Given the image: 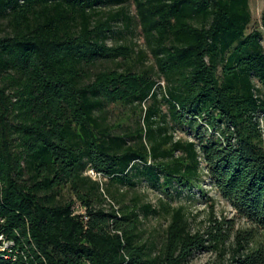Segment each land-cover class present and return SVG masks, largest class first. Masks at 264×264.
Wrapping results in <instances>:
<instances>
[{
    "label": "trees",
    "instance_id": "16d2710c",
    "mask_svg": "<svg viewBox=\"0 0 264 264\" xmlns=\"http://www.w3.org/2000/svg\"><path fill=\"white\" fill-rule=\"evenodd\" d=\"M129 3L154 67L100 69L135 55L108 45ZM253 21L250 0H0V264H187L231 238V264H264V10ZM111 105L135 126L110 124ZM88 172L114 199L139 183L205 197L207 179L250 230L192 233L167 206L160 245L142 241L137 211H158L106 209Z\"/></svg>",
    "mask_w": 264,
    "mask_h": 264
},
{
    "label": "rangeland",
    "instance_id": "374dc122",
    "mask_svg": "<svg viewBox=\"0 0 264 264\" xmlns=\"http://www.w3.org/2000/svg\"><path fill=\"white\" fill-rule=\"evenodd\" d=\"M125 8L127 9L129 15L133 18L130 27L127 28V24L122 22L116 24V29L119 34L109 39L108 45H124L132 48L135 55L133 59L129 61L119 58L115 61L105 62L100 66V69L119 70L121 72L131 66L135 72L150 70V68L154 67V61L146 48L141 29L135 19V7L132 3H129ZM118 9L119 7L113 8L115 11ZM250 9L254 20L253 25L258 26L264 10V0H250ZM141 52H145L143 58H140ZM153 72H156V68H154ZM154 78L157 80V84L160 86L161 90H163L162 93H164L166 83L156 73ZM151 103V101L145 103L142 107L143 110H146ZM158 105L161 112L163 114H167L168 107L165 103L161 101ZM106 114L110 124H123L124 126L128 125L131 128L135 126L138 120V116L135 115V113H133L129 108H124L122 106H108ZM169 132L174 133L173 136L175 140L182 139L186 141L192 139L189 128L175 130L170 129ZM86 175L101 184V192L105 195L104 198H106L103 202V207L106 209L112 207L115 210H125L126 207H132V202L137 201L140 206L151 205L153 209L157 210L158 214H150L148 216H145L143 213L137 211L140 220L138 232L142 241H149L157 246H159L162 241L163 231L167 227L171 217V213L168 214L166 212L167 206L170 207L171 212L179 210L184 213L192 233L199 232L201 234H206V232L212 228V224H214V222H226L231 224L234 228V233L239 230H250L251 227L244 219L237 215L228 202L218 195L216 190L211 187L207 179H204L202 182V190L205 197H202L196 190L192 193L173 192V201L170 202L160 191L151 189L145 183H139L138 187L134 190H127L125 188L121 189L119 192L120 196H117L116 199H114L109 195V193H107V190L114 191L115 189H119L117 186L108 184L107 181L92 172H88ZM65 194L66 198L70 197V194ZM206 197L211 198V201H207ZM1 240L4 245L11 241L6 239L4 236ZM234 242V238H231L230 241L225 244L224 251L216 252L213 250L197 252L187 264H231Z\"/></svg>",
    "mask_w": 264,
    "mask_h": 264
},
{
    "label": "built area",
    "instance_id": "2783aa9c",
    "mask_svg": "<svg viewBox=\"0 0 264 264\" xmlns=\"http://www.w3.org/2000/svg\"><path fill=\"white\" fill-rule=\"evenodd\" d=\"M93 173V172H92ZM3 238V236H0V251H4L5 250V248H6V244L4 245L1 241V239Z\"/></svg>",
    "mask_w": 264,
    "mask_h": 264
}]
</instances>
